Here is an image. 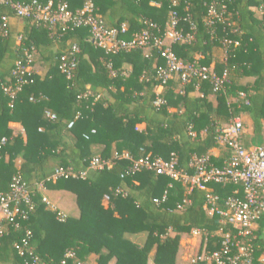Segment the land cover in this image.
Wrapping results in <instances>:
<instances>
[{
    "label": "trees",
    "instance_id": "trees-1",
    "mask_svg": "<svg viewBox=\"0 0 264 264\" xmlns=\"http://www.w3.org/2000/svg\"><path fill=\"white\" fill-rule=\"evenodd\" d=\"M21 1L46 5L50 0ZM51 1L67 3L72 13L91 2L94 16L105 26H127L120 36L125 41L144 28L164 33L169 12L174 10L177 30L192 39L172 44V51L184 63L212 65L222 85L215 90L208 81L182 85L172 79L157 95V68L163 62L156 50L107 54L94 47L89 29L83 26L59 27L52 35L42 25L25 20L18 30L11 23L17 19L12 10L0 7V18L8 17L7 34H0V139L6 138L0 150V192L10 193L12 179L20 177L29 187L32 207L22 208L27 213L24 219L0 222V264L29 261L17 249L27 232L31 234L29 247L40 264H177L180 239L192 230L201 232L198 254L219 250L223 234L233 230L208 215L206 195H217L220 204L230 197L241 199L240 186L210 183L206 190L188 191L181 181L151 170L133 173L131 162L122 156L133 160L148 154L163 161L174 158L176 168L191 175L194 157H207L216 168L227 162L209 155L222 130L219 122L230 124L244 113L253 133L261 131L264 21L256 18L252 8L264 10V0H177L176 7L168 0ZM211 6L213 17L209 15ZM17 35L22 36L19 46L15 44ZM72 44L80 51L74 76L68 81L60 72V58ZM23 48H33L34 64L38 60L46 68L42 75L32 72L21 91L9 97L4 87L14 81L11 71ZM217 49L220 56H214ZM109 62L116 76L110 75ZM123 71L126 76H121ZM244 77L254 81L243 85L239 80ZM87 87L100 93V98L78 99ZM195 92L199 96H193ZM157 96L163 102L159 106L154 105ZM231 99L237 101L229 103ZM46 112L55 118H48ZM12 123L20 124L23 131L15 132ZM96 157L110 162L111 167L88 170L84 178L50 179L58 169L79 174ZM18 159L21 162L16 165ZM40 184L48 190L72 193L78 217L43 202ZM117 188L123 194H115ZM105 195L110 197L106 208L102 204ZM57 212L65 215V221L57 219ZM257 225L253 260L264 264V212ZM139 234H145L141 245L131 239ZM68 252L74 259L65 258Z\"/></svg>",
    "mask_w": 264,
    "mask_h": 264
},
{
    "label": "built area",
    "instance_id": "built-area-1",
    "mask_svg": "<svg viewBox=\"0 0 264 264\" xmlns=\"http://www.w3.org/2000/svg\"><path fill=\"white\" fill-rule=\"evenodd\" d=\"M171 7L178 5L177 0H168ZM0 7H8L14 13L15 18L19 21L28 20L36 25H42L48 31L55 35L56 28L61 27L62 30L68 27H87L91 35L92 44L96 48L104 50L107 54L116 55L120 52H130L135 49H143L145 51L156 50L157 55L163 64L157 68V78L159 84L155 87L154 92L159 95L163 91L168 81L177 79L183 85L192 80L208 81L213 85V89L217 90L222 85L220 80L213 71V66L205 67L198 63H184L179 60L172 51L171 45L174 43H185L192 39L190 35L184 36L177 30L178 19L176 12H169V21L164 33L155 34L149 28H144L140 32L135 33L130 41L120 38L127 32L125 24L113 27H107L104 23L93 14V4L85 3L81 10L75 13L70 12L68 4L59 1L54 3L49 1L46 5H41L35 1L25 3L21 0H0ZM209 15L214 16L215 10L211 6ZM261 19L264 21V10L261 11ZM2 26L0 34H7L8 17L1 16ZM212 24L211 21H208ZM151 27L155 28L151 25ZM22 36L15 37V44L20 45ZM225 43H230L225 41ZM234 45H237L234 43ZM77 45L72 44L64 55L60 58V72L69 81L74 76L77 67V54L79 53ZM36 53L33 48H23L22 57L14 60V67L11 71L13 82L10 86L4 87V92L13 97L17 92L21 91L23 86L28 82L27 77L34 72V57ZM111 76H116L112 69L111 63L106 64ZM123 71L121 76H126ZM225 74L223 78H225ZM214 91V90H213ZM100 93H95L87 87L85 92L78 96V99L100 98ZM45 98V97H43ZM46 99V98H45ZM163 102L159 96L154 101L155 106L161 105ZM46 116L54 119L55 116L50 112H46ZM79 117L77 113L75 120ZM244 133L243 123L240 118H234L230 124L221 130L218 135V141L230 151L228 161L222 168L212 166L207 157L196 158L191 160L190 167L194 170L193 174L178 170L176 161L171 158L169 161H163L156 157L152 158L149 154L137 160H133L124 154L122 158L131 162V170L133 173L141 170H151L156 175L166 176L175 181H181L186 185L187 190L193 189L206 190L207 184H227L232 183L242 188V198H227L222 204L217 195H206L205 209L210 217H218L222 225H229L233 232L223 234L219 250L213 253H202L192 258L189 264L206 263V264H256L253 260L255 232L257 230V221L264 212V145L246 149L241 143V137ZM6 144V138L0 139V150ZM111 163L102 160L99 157L93 158L87 170L79 174L71 170H56L50 177L55 181L60 177L84 178L88 170H103L110 168ZM123 177V176H122ZM115 194H123L117 188ZM109 195H105L104 199L109 200ZM43 202H49L43 198ZM157 202V201H155ZM31 207V193L29 187L20 179L14 177L10 185V193L3 194L0 192V222L7 220L13 222L16 217L26 218V211L22 208ZM53 210H55L53 208ZM57 219L60 222L65 221V215L57 212ZM222 230V229H221ZM193 236H200L199 230H192ZM31 234L27 232L22 243L17 246L18 253L21 257H29L26 264H40L39 258L33 254L29 247L28 241ZM65 258L74 259V254L66 253Z\"/></svg>",
    "mask_w": 264,
    "mask_h": 264
},
{
    "label": "crops",
    "instance_id": "crops-1",
    "mask_svg": "<svg viewBox=\"0 0 264 264\" xmlns=\"http://www.w3.org/2000/svg\"><path fill=\"white\" fill-rule=\"evenodd\" d=\"M252 11L254 12L256 18L259 20L261 18V9L258 7H253ZM11 23L13 25V27L17 28L18 30H22L23 29V22L19 21L18 19H12ZM220 50H214V56H216L217 54H219L220 56ZM34 67V66H33ZM254 81L253 77H244L242 79L239 80V82L243 85L252 83ZM242 95V94H241ZM193 96H199L198 92H195L193 94ZM241 98V96L238 97V99ZM211 100H213V97L210 98ZM237 101V99H231L229 100V103H233ZM216 102H215V97H214V106H215ZM173 111V110H171ZM153 118L158 119V115H152ZM239 118L241 119L242 123H243V127H244V133L241 137V143L243 145L244 148L249 149L252 147H257V146H263L264 145V120L262 121V129L258 134H254L252 131V125H251V121L248 118L247 115H245L244 113H241L239 115ZM221 124V128L222 130L224 128H226L229 124L224 123V122H219ZM11 127L13 128V130L15 132H22L23 128L21 127L20 124L18 123H12ZM140 129H143L144 126L141 125L139 127ZM210 156H213L214 158L217 159H224V163L226 161H228L229 156H230V151L229 149H227L223 144H221L218 139H217V145L216 147H214V149H212L209 152ZM21 162L20 159H18L16 161V165H19ZM38 190L40 191V193L42 194V197L45 198L49 204L50 207L54 208V209H58L60 211H62L63 213L68 214L71 217H78V208L76 206V202H75V196L72 193L69 192H65V191H53V190H48L45 187L42 186V184L38 185ZM107 201L105 199H103V206L106 208L107 207ZM187 235L184 234L180 240L183 241V239H186ZM132 241L141 245L144 243L145 241V234H139V235H135L132 236ZM184 246H180L177 252V256H176V262L177 264H188L189 261L187 262V259L185 260V252H184ZM155 252V249L152 250L151 252V259L152 256ZM96 259L95 256L91 257L92 262H94V260ZM184 260V261H183Z\"/></svg>",
    "mask_w": 264,
    "mask_h": 264
},
{
    "label": "rangeland",
    "instance_id": "rangeland-1",
    "mask_svg": "<svg viewBox=\"0 0 264 264\" xmlns=\"http://www.w3.org/2000/svg\"><path fill=\"white\" fill-rule=\"evenodd\" d=\"M45 65L41 61L36 60V63L34 64V71L39 73V74H44L45 71ZM187 236L185 237L186 239L180 240L179 242V247L184 246V251L185 252V260L187 259V262L195 258L198 253L201 251V242L202 239L200 236H193L191 233L186 234ZM184 261V260H183ZM189 264V263H188Z\"/></svg>",
    "mask_w": 264,
    "mask_h": 264
}]
</instances>
